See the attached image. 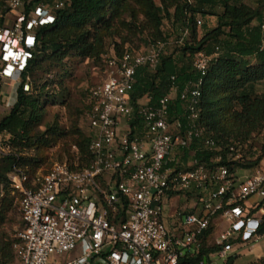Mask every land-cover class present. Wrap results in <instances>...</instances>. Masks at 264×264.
<instances>
[{
	"label": "built area",
	"instance_id": "obj_1",
	"mask_svg": "<svg viewBox=\"0 0 264 264\" xmlns=\"http://www.w3.org/2000/svg\"><path fill=\"white\" fill-rule=\"evenodd\" d=\"M71 1L0 0V114L15 103L9 96L36 57L40 30L55 24ZM164 48L158 44L108 59L103 83L89 90L88 167L57 162L32 181L19 168L9 175L20 195L24 228L14 244L15 260L0 257V264H179L201 247L212 226L213 243L222 249L210 260L227 261L236 247L258 242L264 210L252 215L251 209L264 199V167L240 182L227 166L207 167L194 152L187 162L174 154L193 141L216 147L198 125L201 86L213 57L196 54L192 67L198 78L183 88L173 76L170 94L155 104L151 97L133 104L139 70L155 71ZM31 89L27 78L23 90ZM7 149L0 134V160ZM183 194L197 202L193 212H178L180 224L169 229L165 202ZM253 197L259 198L254 206L249 205ZM218 219L228 227L219 229Z\"/></svg>",
	"mask_w": 264,
	"mask_h": 264
},
{
	"label": "trees",
	"instance_id": "obj_2",
	"mask_svg": "<svg viewBox=\"0 0 264 264\" xmlns=\"http://www.w3.org/2000/svg\"><path fill=\"white\" fill-rule=\"evenodd\" d=\"M135 1L141 6L145 21L144 24H137L133 15L134 26L140 32L150 30L148 48L168 39L162 30L167 19L191 31L194 42L185 44V57L194 59L200 52L213 57L201 86L198 125L206 138L215 141L216 147L209 149L203 143L193 141L191 148L184 149L183 161L187 162L190 153L194 152L207 167L224 165L233 175L239 168L259 166L260 159L253 165L244 166L241 159L234 158L239 155L241 144L249 142L256 133L264 132V93L257 90L259 84L264 83V0ZM131 7L130 0H72L59 12L55 24L40 30L36 57L16 88L13 107L0 122V134L9 137L8 140L3 139L7 147L11 146L14 151L0 160L1 191H13L9 175L15 168L25 172L30 181L38 174L33 169L25 170L29 161L21 154L25 148H32L45 139L44 135L33 134V129L40 125L43 118L41 94L54 79L45 66L46 62L61 64L69 54L100 59L105 53V34L114 29L113 22ZM217 8L221 11L217 12ZM213 20L217 22L215 26L210 25ZM198 22H201L199 27ZM127 51L134 50L117 44L108 59L120 57ZM41 72L45 74L43 82L38 80ZM173 76H176L180 88L198 78L192 63L179 67L173 56L165 54L155 71L141 68L132 95L135 107L145 97H151V103L155 104L161 97L170 94ZM27 78H30V93L23 90ZM174 101L177 110L181 111V103L177 99ZM88 109L89 101L85 114ZM90 141L89 132L81 136L77 142V154L60 163H67L76 169L88 167L92 161ZM220 147L222 150L219 151ZM230 147L237 151L232 153ZM218 156L222 157L221 161L214 163ZM16 195L20 199V195ZM261 210H264V199L251 209V214H259ZM214 232L212 226L204 233L201 247L187 252L179 264H211L210 255L222 249L220 246H209ZM259 234L264 236V213H261ZM235 258L229 257L225 264H233Z\"/></svg>",
	"mask_w": 264,
	"mask_h": 264
},
{
	"label": "rangeland",
	"instance_id": "obj_3",
	"mask_svg": "<svg viewBox=\"0 0 264 264\" xmlns=\"http://www.w3.org/2000/svg\"><path fill=\"white\" fill-rule=\"evenodd\" d=\"M250 2V0H248ZM131 8L116 19L114 29L105 34V53L100 59L82 58L77 54H69L61 63L46 62L45 66L53 76V81L41 94L42 122L33 129V134L44 135L45 139L37 143L32 148H25L22 157L29 161L25 170H35V173L44 172L57 162H66L77 154L79 148L77 142L81 136L90 130L85 119V110L89 101V90L100 86L106 76V61L117 44L121 48L132 47L136 52H145L149 46L150 30L140 32L134 26L133 15L136 16L137 24H144L145 17L141 6L135 0H130ZM217 12L221 9L217 8ZM217 22L213 20L210 24L215 26ZM200 24L198 23V27ZM168 39L162 44L165 45V56H173L179 67L188 66L193 63V58L184 56L183 48L186 43L194 42L191 31L184 30L180 25L173 24L170 20H165L162 27ZM187 34V35H186ZM201 37L199 33V38ZM127 41V43H125ZM40 73V82H43L45 74ZM6 91L7 87H5ZM258 92L264 93V83L257 87ZM175 98V95H173ZM11 103L16 100V90H12L8 99ZM3 111V108H0ZM5 109L0 114V122L9 114ZM8 140V136H3ZM239 155L234 160H240L241 164L253 165L260 159L257 167H244L236 170L235 175L238 181H243L255 174L256 171L264 167V132L256 133L253 138L239 146ZM14 151L11 146L7 149V155ZM184 150L175 148L174 154L184 155ZM193 153V152H191ZM0 165V171H1ZM2 195V196H1ZM249 199V204L254 206V202ZM197 202L194 198H189L183 194L171 197L165 202L164 222L171 229L180 224V216L177 214L184 204ZM181 212V210H180ZM218 228L225 229L228 223L224 219L217 220ZM22 231V218L19 210V198L10 190L1 191L0 187V257L2 260L12 262L15 260L14 244L18 241V236ZM213 235L209 239V246H215ZM233 256L237 255L233 264H264V236L257 243L243 244L236 247ZM226 260L217 256L213 257L211 264H225Z\"/></svg>",
	"mask_w": 264,
	"mask_h": 264
},
{
	"label": "crops",
	"instance_id": "obj_4",
	"mask_svg": "<svg viewBox=\"0 0 264 264\" xmlns=\"http://www.w3.org/2000/svg\"><path fill=\"white\" fill-rule=\"evenodd\" d=\"M254 203L255 202H258L259 201V198H257V197H253L252 199H251ZM249 205H251V204H249ZM194 206H195V202H193V200H191V203H188V204H184L183 205V208L182 209H179V213H181L182 215H185V214H187V213H190V212H193V209H194ZM180 210H181V212H180ZM263 236H261V238H262ZM260 238V239H261ZM259 239V240H260ZM258 240V241H259ZM235 257H237V255H235Z\"/></svg>",
	"mask_w": 264,
	"mask_h": 264
}]
</instances>
